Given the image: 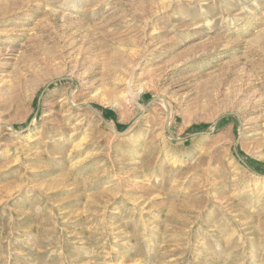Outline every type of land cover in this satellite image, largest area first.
<instances>
[{
    "label": "rangeland",
    "instance_id": "1",
    "mask_svg": "<svg viewBox=\"0 0 264 264\" xmlns=\"http://www.w3.org/2000/svg\"><path fill=\"white\" fill-rule=\"evenodd\" d=\"M0 264H264V0H0Z\"/></svg>",
    "mask_w": 264,
    "mask_h": 264
}]
</instances>
